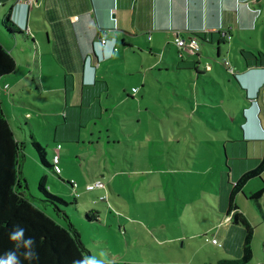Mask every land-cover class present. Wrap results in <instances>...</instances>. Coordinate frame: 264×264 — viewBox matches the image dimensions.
Here are the masks:
<instances>
[{"label": "rangeland", "instance_id": "374dc122", "mask_svg": "<svg viewBox=\"0 0 264 264\" xmlns=\"http://www.w3.org/2000/svg\"><path fill=\"white\" fill-rule=\"evenodd\" d=\"M10 4H0V41L12 50L16 73L8 80L13 90L7 85L5 91V79L0 81V98L23 145L21 175L28 183V198L46 208L38 188L46 177L50 192L70 204L65 211L91 254L90 264H216L240 259L246 230L224 222L226 213H220L229 207L235 182L257 167L264 141L244 139L242 111L231 107L250 105L231 70L235 74L233 67L243 64L244 57H259L258 50L264 57V36L257 50L254 41L245 45L235 37L231 49L228 44L221 47L219 59L217 47L202 43L201 53L217 68L212 74L215 82L203 74L197 83L194 71H182L170 73V86L161 66L150 76L145 67L135 64L132 69L129 60L123 61L110 81L114 97L103 99L117 111L96 120L86 109L82 118L78 110L68 109L65 119V77L53 58L48 34L50 40L54 37L43 16L45 7L34 8V34L27 38L8 34L4 27ZM130 70L135 72L132 78ZM146 75L148 81L142 78ZM131 79L134 83L128 84ZM129 86L138 94L127 96ZM5 93H14L15 102ZM259 103L264 126V90ZM33 140L46 150L50 165L61 146L60 177L42 165ZM97 179L106 183V190L87 191V184ZM72 180L77 183V199L63 183ZM263 189L264 173L235 197L238 211L254 228L250 264H264V194L258 201L251 199ZM93 212L98 217L87 220L86 214ZM214 237L221 247L211 243ZM166 240L173 243L164 244Z\"/></svg>", "mask_w": 264, "mask_h": 264}, {"label": "crops", "instance_id": "0c3cea01", "mask_svg": "<svg viewBox=\"0 0 264 264\" xmlns=\"http://www.w3.org/2000/svg\"><path fill=\"white\" fill-rule=\"evenodd\" d=\"M54 2L69 6V15L81 56L79 60L81 65L76 71L68 72L61 66L66 83L65 119L69 114L68 109L75 112L78 110L79 118L84 117L86 109L89 115L92 114V119L95 117L96 120L110 111H117L115 107L105 106L103 99L109 100L114 97L110 81L114 76L113 70L119 68L123 61L129 60L132 69L135 64L141 68L145 67L149 70L150 76H154V70L161 66L159 71L162 75L166 72L165 76L169 79L166 83L170 86L173 82L170 73L182 71H194L198 75L197 83L203 74L209 75L215 82L212 74L217 68L208 54L201 53L202 42H200L199 55H195L189 50H179L174 43L176 36L185 39H190L193 35L205 37L208 43L204 44L217 47V59L222 56L221 47L228 44V48L231 49L230 43L235 40V37L245 45L254 41V49L257 50L261 45L259 37L264 36V0H54ZM10 3L13 5V21L33 37L34 8L41 10L44 6L43 16L47 19L48 0H36L32 9L28 4L19 3L17 0H0L2 5ZM48 31L46 28V32ZM222 32H226L232 39L221 40ZM51 33L54 37L52 29ZM102 36H106L107 44L101 43ZM48 39L49 43L54 44L53 58L57 64H60L56 54L55 37L52 41L48 34ZM3 45L9 49L5 44ZM94 50L99 60L93 56ZM9 51L13 55L12 50L9 49ZM258 52L259 57L247 59L243 56L245 62L243 64L237 62L233 67L235 69L233 78L250 107L237 104V107L234 106L231 109L237 108L242 111L245 122L241 124V128L243 127L244 139L250 141H264V126L260 121V115L263 112L259 103L264 90V57L259 50ZM245 53L250 55V52ZM133 71L130 70L128 72L130 77H127L132 78L135 73ZM142 78L148 81L149 76ZM2 80H4V86L10 87L9 91L13 90L12 84L9 83L12 81L11 77H5ZM137 81H140L139 78ZM127 82L134 83L132 79ZM120 83H126V81H120ZM129 87L125 88L127 91L124 92L127 96L138 94L137 88ZM175 95L179 96L176 92ZM4 96L15 102L14 93H5ZM142 99H145V96ZM194 101L200 103L199 106L202 105L198 97L194 98ZM220 106L222 105H206L211 108ZM260 159L256 163H259ZM96 181L106 184L101 179ZM83 185L80 186L83 187ZM106 188L99 190H106ZM47 189L51 191L53 188L47 187ZM93 213V215L89 214L92 220L98 217L95 215L98 214L97 212ZM222 213L220 215L227 213V210ZM225 216L224 222H227V219L231 217ZM230 222L232 221H228V224ZM170 241L172 240H166L163 243H173Z\"/></svg>", "mask_w": 264, "mask_h": 264}, {"label": "trees", "instance_id": "16d2710c", "mask_svg": "<svg viewBox=\"0 0 264 264\" xmlns=\"http://www.w3.org/2000/svg\"><path fill=\"white\" fill-rule=\"evenodd\" d=\"M47 21L56 41L57 56L61 66L68 72L79 69L80 52L77 48L73 23L69 15V6L48 0ZM12 3L9 12L3 21L8 34L25 35L12 19ZM202 43H208L205 37L193 35ZM85 64V61H83ZM16 73V61L11 52L0 42V81ZM231 75H234L231 73ZM34 139V138H33ZM32 146L36 150L42 165L52 170V165L47 160L46 150L33 140ZM23 157V145L17 140L12 126L3 108L0 98V259H7L8 253L16 254L15 264H90L91 254L83 244L81 235L73 225L65 211L70 206L60 196L52 194L46 186V177L38 186L42 196V202L46 208L37 206L26 191L29 189L27 181L21 175V161ZM25 157V156H24ZM264 173V156L260 159L256 168L244 173L233 185L229 197L227 217L235 225L243 226L246 236L242 248V257L233 261H221L216 264H250L253 258L252 242L254 228L235 205V197L243 192L246 184ZM63 183L72 190L70 181ZM264 194V189L252 194V200H259ZM77 199V198H76ZM49 207V208H50ZM86 218L92 221V217L86 214ZM17 228L23 229V235L13 240L11 235ZM31 239V245L26 241ZM31 253V256L27 254ZM103 264H146V263H122L111 262Z\"/></svg>", "mask_w": 264, "mask_h": 264}, {"label": "built area", "instance_id": "2783aa9c", "mask_svg": "<svg viewBox=\"0 0 264 264\" xmlns=\"http://www.w3.org/2000/svg\"><path fill=\"white\" fill-rule=\"evenodd\" d=\"M17 1L19 3L28 4L31 7V9H32V6L34 5V3L36 2V0H17ZM231 39H232V37L230 35H228L226 32L221 33V40L230 41ZM101 43L102 44L108 43L106 36L101 37ZM174 43L178 47V49L181 51L189 50L195 55H199V53H200V41L195 37H191L190 39H185L183 37L176 36L174 39ZM231 73L234 74V71L231 70ZM7 89H8V86L5 88V91H7ZM0 93H1V91H0ZM60 150H61V146L58 145L56 147V154L53 157V164H52V166H53L52 171L54 174H56L58 176H60L61 172H62V169L60 167V162H61ZM70 183L72 185V191H74V193L76 194V198H78L79 194L76 191L77 183L75 181H70ZM105 188H106V186L104 183H102L101 181H96L95 183L88 184L86 187V190L87 191H95L98 189H105ZM230 220H231V218H228L227 222ZM211 243L214 245H217V246H221V244L216 239H212Z\"/></svg>", "mask_w": 264, "mask_h": 264}, {"label": "clouds", "instance_id": "9594fccd", "mask_svg": "<svg viewBox=\"0 0 264 264\" xmlns=\"http://www.w3.org/2000/svg\"><path fill=\"white\" fill-rule=\"evenodd\" d=\"M23 235V229L22 228H17L13 231L11 238L13 240L19 239ZM33 241L29 239L26 241V244L31 245ZM28 256H31V253L27 254ZM16 261V254L15 253H8L7 254V259H0V264H15ZM74 264H78V262H74Z\"/></svg>", "mask_w": 264, "mask_h": 264}, {"label": "water", "instance_id": "95a60500", "mask_svg": "<svg viewBox=\"0 0 264 264\" xmlns=\"http://www.w3.org/2000/svg\"><path fill=\"white\" fill-rule=\"evenodd\" d=\"M93 56L96 57L97 60H99V56L97 55L95 50H94Z\"/></svg>", "mask_w": 264, "mask_h": 264}]
</instances>
